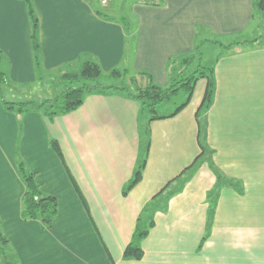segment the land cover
Listing matches in <instances>:
<instances>
[{
	"label": "crops",
	"instance_id": "crops-1",
	"mask_svg": "<svg viewBox=\"0 0 264 264\" xmlns=\"http://www.w3.org/2000/svg\"><path fill=\"white\" fill-rule=\"evenodd\" d=\"M32 2L46 72L93 60L105 74L146 73L166 87L169 60L200 43L214 93L198 114L200 79L177 115L142 122L139 103L116 91L88 94L52 119L0 106V228L14 262L264 264V47L223 48L251 27L253 0H133L115 15L92 0ZM30 30L24 3L0 0L3 68L19 83L36 79ZM147 144L140 180L124 196ZM18 163L57 200L48 229L21 216ZM149 204L156 210L142 256L124 259Z\"/></svg>",
	"mask_w": 264,
	"mask_h": 264
},
{
	"label": "trees",
	"instance_id": "trees-1",
	"mask_svg": "<svg viewBox=\"0 0 264 264\" xmlns=\"http://www.w3.org/2000/svg\"><path fill=\"white\" fill-rule=\"evenodd\" d=\"M24 3L26 13L30 22V44L34 59L35 69L40 67V44L38 39V19L32 0H20ZM253 21L249 29L240 33L231 43L224 46L226 50L236 46H258L264 47V35H256L259 27L257 16L264 14V0H253ZM264 17V16H263ZM201 44L197 43L189 54L179 55L169 60L167 72L169 84L161 87L151 81V76L146 73L128 76L127 82L120 85L103 86L101 79L123 80L127 72L117 69L105 74L100 66L93 60L81 61L75 69H67L61 73L59 80L62 85L60 92L51 99L40 103L28 102H7L0 94V106L7 112L25 114L30 111L41 113L43 116L52 119L56 116L65 115L77 109L86 95L91 93L106 94L108 92H120L131 98L140 105V116L146 117L148 121L170 118L177 115L189 102L194 86L200 79H205L206 89L203 94L198 114L205 113L210 107L214 93V77L212 68H204L200 65ZM3 54L0 51V65L3 61ZM7 81V75L0 70V87ZM183 94L182 102L176 104L177 98ZM173 107L169 110V107ZM141 141H143L141 139ZM149 142V141H148ZM53 149L58 152L55 142H52ZM141 153L132 177L123 186L122 195L127 193L139 182L141 171L146 160V152ZM17 171L24 183L25 191L22 197L21 216L24 220H37L43 229H48L57 213V200L55 197L44 194L35 181V174L26 169L23 163L17 164ZM156 208L154 204L147 205L139 217L132 234L130 242L123 251V258L127 260H139L142 256L141 241L153 225L152 217ZM212 214L213 206L209 210ZM0 264H16L9 241L0 228Z\"/></svg>",
	"mask_w": 264,
	"mask_h": 264
},
{
	"label": "rangeland",
	"instance_id": "rangeland-1",
	"mask_svg": "<svg viewBox=\"0 0 264 264\" xmlns=\"http://www.w3.org/2000/svg\"><path fill=\"white\" fill-rule=\"evenodd\" d=\"M132 1L133 0H111V2H109L108 4L103 5L100 3V0H92V5L94 6L93 8H95L96 10L103 11L107 14L115 15L118 13H121V14L128 13ZM122 7H123V9H122ZM263 16H264V14H262L261 16H257L256 21L259 24V27L256 29L255 33L258 36L262 35V34L264 35V17ZM207 57H209V56L207 55L206 52H204L203 62H209L210 59H208ZM201 62L202 61L200 58V65L203 66L201 64ZM3 66H5V62H3L0 65V70L6 73L7 81L4 85H2L0 87V94H1L2 99L7 101V102L19 103V102L32 101L34 103H40L46 99L53 98L61 90L62 85L60 84V80H59L61 72L58 73V71L60 69L55 70L54 72L48 73L42 68V66L40 64V67L36 68V75H35L36 79L34 82H32V83H19V82L13 80L9 76L8 69L6 71V69L3 68ZM73 66H74L73 68L70 67L67 69H75L78 65H73ZM203 67L204 68H210V66H203ZM129 75L133 76V75H131V73H128L126 78L123 79L122 81L117 80V79L112 80V79L103 78V79H101V84L103 86L120 85L122 82L128 81ZM183 98H184V95L181 94L177 98L176 104L182 102ZM172 108H173L172 106L169 107V110H171ZM143 119L145 120L146 117H143V118L141 117V122Z\"/></svg>",
	"mask_w": 264,
	"mask_h": 264
},
{
	"label": "built area",
	"instance_id": "built-area-1",
	"mask_svg": "<svg viewBox=\"0 0 264 264\" xmlns=\"http://www.w3.org/2000/svg\"><path fill=\"white\" fill-rule=\"evenodd\" d=\"M108 0H100V3L105 5L107 3ZM156 0H142V2L144 3H154Z\"/></svg>",
	"mask_w": 264,
	"mask_h": 264
}]
</instances>
